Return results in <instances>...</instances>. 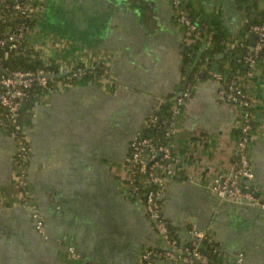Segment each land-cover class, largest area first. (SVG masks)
Here are the masks:
<instances>
[{
    "label": "crops",
    "instance_id": "1",
    "mask_svg": "<svg viewBox=\"0 0 264 264\" xmlns=\"http://www.w3.org/2000/svg\"><path fill=\"white\" fill-rule=\"evenodd\" d=\"M26 1L35 10L26 44L83 73L43 93L23 122L25 189L15 142L0 127V264H141L144 251L164 246L142 202L126 196L124 164L133 136L159 112L158 100L173 103L186 89L188 43L173 0ZM182 1L206 30L230 42L252 39L247 29L264 13V0ZM218 69L215 62L212 72L197 71L174 118L182 171L166 183L161 214L180 247L210 232L229 264L237 254L243 264H264V209L226 202L211 190L235 166L239 125L238 109L219 96L211 76ZM242 70L252 103L253 177L239 186L264 201V62ZM24 191L43 234L34 229ZM153 264L191 263L157 256Z\"/></svg>",
    "mask_w": 264,
    "mask_h": 264
},
{
    "label": "built area",
    "instance_id": "2",
    "mask_svg": "<svg viewBox=\"0 0 264 264\" xmlns=\"http://www.w3.org/2000/svg\"><path fill=\"white\" fill-rule=\"evenodd\" d=\"M2 3L12 1V10L18 12L24 18H35V10L29 3H21L20 0H0ZM175 13V22L183 27L185 38L191 35L199 36V32L193 20L188 18L177 0H173ZM21 33V29L19 30ZM247 33L253 38V45L248 47L246 41H225V49L232 50L236 48L245 49L244 64L248 70H252L257 62L264 60H256L254 56L264 47V19L254 25H250ZM21 41V34L9 35L4 41L0 39V48L4 47L7 42V51L4 57L16 50ZM205 47H209L206 43ZM83 73L81 70L69 72L65 66L60 67L59 73L66 79L76 77ZM45 73L37 71L36 73H19L14 72L8 76H0V127L3 128L10 138L15 142L14 166L18 172V183L21 189H25L26 171L24 167L28 154V143L22 135V125L19 122L18 110L22 101L26 98V90L30 88L32 82L35 81L38 86L45 90V93L52 90L47 86V78L43 76ZM218 87L219 96L233 104L239 111L238 136L235 149V166L233 172L227 176L217 178L211 190L218 198L233 204H242L250 207L264 209V201L257 197L253 191L244 190L239 186V180H252V172L249 163V147L252 140L253 114L252 103L246 90L237 78H232L228 82L224 81V77L219 73L211 74ZM59 86V84H57ZM190 86L188 85L173 101L168 130L166 137L167 143H153L149 138L141 136L144 129L153 128L158 123L157 115L148 117L145 128L137 132L129 145V153L125 159V170L127 172L126 196L138 198L144 207L146 216L158 231L163 242L161 253H154L146 250L141 255V264H153V258L157 256L165 260H181L191 264H207V259L198 253L199 244L204 239V233H195V240L191 242L190 248H182L177 245V241L170 238L167 229V222L161 214V206L164 199V189L166 183L175 178L182 171L181 160L174 154L173 138H174V118L181 110V103L189 96ZM162 103L157 102L160 109ZM23 192V204L30 210L32 223L36 232L43 234V222L32 206L31 198ZM69 253H73L68 248ZM244 256L237 254L234 264H243Z\"/></svg>",
    "mask_w": 264,
    "mask_h": 264
},
{
    "label": "trees",
    "instance_id": "3",
    "mask_svg": "<svg viewBox=\"0 0 264 264\" xmlns=\"http://www.w3.org/2000/svg\"><path fill=\"white\" fill-rule=\"evenodd\" d=\"M21 3H28L26 0H20ZM12 1L1 2L0 1V39L4 41L9 35L21 34V41L17 49L10 52L7 58L4 57L7 51V42L4 47L0 48V68L5 73L0 71V76H8L10 73H36L42 71L53 75H58L60 67L63 65L55 60L53 57H44L39 50L29 47L25 38L29 30L35 25V19L24 18L18 12H15L11 8ZM187 9V8H186ZM183 10V9H182ZM184 11V10H183ZM189 12L190 19L193 20L196 28L199 32V36L191 35L186 38L188 43L187 50L184 53V62L182 65V72L185 79L182 82V86L185 88L188 84L194 82L197 79V71L201 67H206L207 72H212L213 63H218V73L224 77V81L228 82L232 78L239 79L242 74V66L244 65V56L246 54L245 49H225V38L222 33L206 30L201 21H197L194 18V14ZM264 19V13L252 24H258ZM21 29V33L20 30ZM252 38V37H251ZM254 43L253 38L246 40V45L250 47L251 41ZM209 44V47L205 45ZM242 53V58L238 60L237 54ZM222 54L224 57L222 60H218V56ZM256 60H264V47L258 54L254 56ZM80 67V66H79ZM82 69V68H79ZM103 72L102 66L99 65L95 69L96 75H101ZM75 77L66 79L64 77H52L47 79V86L49 89L54 90L59 83H72ZM45 90L37 85L35 81L32 82L30 88L26 90V98L22 101L18 110V118L21 125L24 120L29 116L34 106L38 103ZM172 103L166 102L161 105L159 112L156 114L158 123L153 128L144 129L141 132V136L149 138L153 143L165 144L168 141L166 133L168 130L170 110ZM3 112L0 109V113ZM167 229L169 237L177 241L176 229L167 223ZM188 243L182 248H190ZM202 247L198 248V253L207 259V264H229L224 261V254L220 250L217 242L213 241L210 232L204 233V239L201 241ZM199 244V245H200ZM154 253H161V250H151ZM155 258H153L154 261Z\"/></svg>",
    "mask_w": 264,
    "mask_h": 264
},
{
    "label": "water",
    "instance_id": "4",
    "mask_svg": "<svg viewBox=\"0 0 264 264\" xmlns=\"http://www.w3.org/2000/svg\"><path fill=\"white\" fill-rule=\"evenodd\" d=\"M177 1H178V3H179L180 7L184 10L185 15H186L187 17H189L188 12H187V10H186V8H185L184 2H183L182 0H177ZM0 71H1L2 73H5V71H4L2 68H0ZM216 73H218V70L216 71ZM43 77L48 79V78H52V77H63V76L60 75V74H58V75L45 74ZM231 172H233V170H232ZM231 172H230V173H231ZM193 239H196L195 236L193 237ZM201 247H202V244L199 245V248H200V249H201Z\"/></svg>",
    "mask_w": 264,
    "mask_h": 264
}]
</instances>
